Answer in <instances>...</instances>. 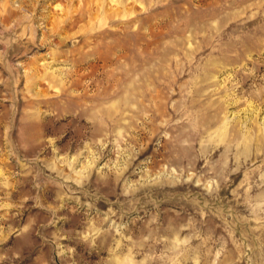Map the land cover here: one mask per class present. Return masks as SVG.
Segmentation results:
<instances>
[{
	"label": "rangeland",
	"instance_id": "obj_1",
	"mask_svg": "<svg viewBox=\"0 0 264 264\" xmlns=\"http://www.w3.org/2000/svg\"><path fill=\"white\" fill-rule=\"evenodd\" d=\"M0 264H264V0H0Z\"/></svg>",
	"mask_w": 264,
	"mask_h": 264
}]
</instances>
